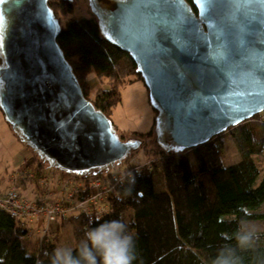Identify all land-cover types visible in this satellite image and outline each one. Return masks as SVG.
I'll return each instance as SVG.
<instances>
[{
	"label": "water",
	"instance_id": "1",
	"mask_svg": "<svg viewBox=\"0 0 264 264\" xmlns=\"http://www.w3.org/2000/svg\"><path fill=\"white\" fill-rule=\"evenodd\" d=\"M87 4L100 35L134 61L162 149L195 147L264 110V0ZM60 29L48 0H0V110L47 167L110 172L142 140L122 139L85 97Z\"/></svg>",
	"mask_w": 264,
	"mask_h": 264
},
{
	"label": "trees",
	"instance_id": "2",
	"mask_svg": "<svg viewBox=\"0 0 264 264\" xmlns=\"http://www.w3.org/2000/svg\"><path fill=\"white\" fill-rule=\"evenodd\" d=\"M48 4L59 23V16L72 9L69 0H48ZM60 26L57 42L83 94L110 117L121 99L119 87L141 79L134 61L100 35L92 14L67 19ZM91 71L100 80L93 93L87 78ZM133 74L135 77L131 78ZM153 127L154 123L138 134L150 137ZM227 136L240 156L229 165L222 160L223 139ZM29 151L20 167L49 168ZM263 151L261 111L195 147L183 151L149 150L152 161L141 168L126 164L120 181L109 172L105 182L113 186L108 197L111 211L99 217L76 213L59 219L74 224V250L89 228L105 220L119 219L134 234L137 259L133 264H210L222 245H235L234 238L228 237L241 220L264 221V175L257 181L260 168L252 156ZM158 173L161 190L155 187ZM20 220L0 207V264H50L51 253L57 248L55 240L46 236L39 242V235L32 234ZM258 233L256 246L239 252L243 264H264V231Z\"/></svg>",
	"mask_w": 264,
	"mask_h": 264
},
{
	"label": "rangeland",
	"instance_id": "3",
	"mask_svg": "<svg viewBox=\"0 0 264 264\" xmlns=\"http://www.w3.org/2000/svg\"><path fill=\"white\" fill-rule=\"evenodd\" d=\"M72 9L64 15H60V23L63 25L65 20L67 19H75L79 17H90L91 11L88 7L87 0H71ZM93 15V14H92ZM135 74L131 76L134 78ZM90 84V92L93 93L95 89L99 86L100 80L95 75L94 71H91L87 76ZM106 82L105 80H103ZM103 82V83H104ZM97 85V87H96ZM106 86V84H101ZM96 87V88H95ZM95 88V89H94ZM121 99L118 103L114 105L111 110L110 118L115 124L119 135L124 138V140L128 138H133V136L138 137L142 140L141 146L133 151L128 157L129 161L124 162V160L117 164L112 172V177L120 181L123 177V168L125 165L132 166L134 165L136 168H141L145 164H149L152 161V156H150L149 150L153 149H161V147L156 143L154 139V130L150 137H146L143 135H139L138 133L149 130L154 123V109L150 105L148 99V90L141 79H133L131 81H127L123 83L119 87ZM264 111V110H263ZM260 113V112H259ZM258 114V113H257ZM255 114V115H257ZM254 117V116H253ZM133 132H137L134 134ZM134 139V138H133ZM224 149L222 160L225 165H229L239 160L240 156L236 149V146L231 141L230 137H224ZM33 152V151H32ZM29 149L21 143L17 137L13 134L10 126L5 121L3 117V113L0 110V190H4V196L8 194L10 187L15 190L20 199L24 200V204L29 206L27 209L28 212H32L29 214H33L31 219H28L26 215L25 221L21 222L25 224L29 230H32V234L39 235V242L46 236L52 238L56 242V247H70L74 248L76 245V237L74 233V224L69 221H64L63 217H68L71 214L76 213H84L89 216H96L95 214L85 213L84 210L78 207H73V204L68 203L67 199L76 197L79 193H76V190L71 187L74 182H81L82 184H86L85 180L90 178L98 177L100 181H106L105 179L108 177L109 172L102 173L97 175H87L80 176L74 173H65L59 170L55 171L52 168H41V169H32L28 168V172H35V178H30L33 175H29L28 178H24L22 173L25 172L27 168L21 166V162L25 157L30 155ZM253 158L255 159L257 165L260 168V174L257 179L259 181L261 177L264 175V151L261 154H253ZM20 167V168H19ZM24 169V170H23ZM47 169L48 172L53 174H49L53 176L49 183L48 180L42 182L39 179L40 170ZM115 172V173H114ZM10 174V175H9ZM34 174V173H33ZM116 174V175H115ZM73 175L72 179L68 183H63V181H59L61 176ZM117 177V178H116ZM21 180V181H20ZM160 173L155 175L156 182V190H161L162 186L160 184ZM20 182V183H19ZM22 182V183H21ZM80 183V184H81ZM7 184V186H5ZM9 186V187H8ZM53 186L56 188L53 191ZM112 185L110 186V188ZM48 188H50V192H48ZM71 188L73 192L72 195L69 196V192H71ZM52 190V191H51ZM60 191L56 197H52L53 192ZM43 193L48 192V198L53 201V199H57L61 203L64 202V212L61 216L55 218L54 220L48 219V212L41 211L40 207L43 205L44 201L47 206L52 208L53 203L50 202L46 197L42 196ZM76 193V194H75ZM108 199V197H106ZM63 200V201H62ZM55 202V201H53ZM108 206L106 211H111L112 205L110 204V200L107 202ZM104 206V205H103ZM262 211H264V204L262 205ZM3 209V208H2ZM61 209V208H60ZM5 210V209H4ZM6 211V210H5ZM26 210L23 211L24 214L27 213ZM7 212V211H6ZM105 213V212H104ZM102 213V214H104ZM35 217V218H34ZM99 217V216H98ZM19 220V219H17ZM49 222H45V221ZM59 220V222H57ZM250 224L256 226L258 232L264 231V221H247ZM34 236V235H33ZM36 238V237H35Z\"/></svg>",
	"mask_w": 264,
	"mask_h": 264
},
{
	"label": "clouds",
	"instance_id": "4",
	"mask_svg": "<svg viewBox=\"0 0 264 264\" xmlns=\"http://www.w3.org/2000/svg\"><path fill=\"white\" fill-rule=\"evenodd\" d=\"M251 213H249L250 215ZM235 245L224 244L210 264H243L240 251L253 249L259 240L255 225L241 220L237 229L228 237ZM137 259L134 234L122 220L99 222L89 228L77 248L57 247L50 256V264H133Z\"/></svg>",
	"mask_w": 264,
	"mask_h": 264
},
{
	"label": "built area",
	"instance_id": "5",
	"mask_svg": "<svg viewBox=\"0 0 264 264\" xmlns=\"http://www.w3.org/2000/svg\"><path fill=\"white\" fill-rule=\"evenodd\" d=\"M36 170L35 172H37ZM35 172H28V170H25V172L22 173V176L24 178H28L29 175H33L30 178H35L36 173ZM34 173V174H33ZM49 174H53L51 172H48L47 169L40 170V173L38 174L39 179L44 182L47 181L51 183L52 179H54L53 176H50ZM62 178H59V181H63V183H68L73 175H67V176H61ZM51 181V182H50ZM87 183L82 184L81 182H74V184L71 185L72 188L76 190V193H79L76 197L73 196V198L67 199V201L70 204H73V207H78L84 210L85 213L95 214L96 216L102 215V213L107 212L106 210L108 206L107 202L108 199L106 197H109L110 190L113 189V186L110 188L111 185L107 184L105 181H100L98 177L90 178L88 180H85ZM81 183V184H80ZM7 186V184L5 185ZM9 187V186H8ZM53 187V186H51ZM13 187L8 188L9 190L8 194L4 196L3 191L0 190V207L5 209L12 217L17 219H22V221H25V217L23 215H26L28 219H31L33 214H29L32 212H28L27 209L29 208L28 204H24V200L20 199L18 194L15 192V190L12 189ZM54 188V187H53ZM71 188V192H69V196H71L73 190ZM48 192H50V188H48ZM56 188L53 189L55 191ZM52 191V190H51ZM48 192L43 193L42 196L46 197L48 200ZM60 192V191H59ZM58 191L56 193L53 192L52 197H56L59 194ZM75 193V194H76ZM55 201V202H53ZM50 200V202L53 203L52 208L47 206L45 204V201L43 205L40 207L41 211L48 212V219L54 220L55 218L61 216L64 212V202H60L57 199ZM63 201V200H62ZM104 205V206H103ZM107 206V207H106ZM61 208V209H60ZM26 210L27 213L24 214L23 211ZM23 214V215H22ZM35 218V217H34ZM45 221V220H44ZM47 222V221H45ZM49 223V222H47Z\"/></svg>",
	"mask_w": 264,
	"mask_h": 264
},
{
	"label": "flooded vegetation",
	"instance_id": "6",
	"mask_svg": "<svg viewBox=\"0 0 264 264\" xmlns=\"http://www.w3.org/2000/svg\"><path fill=\"white\" fill-rule=\"evenodd\" d=\"M133 138H138V137L133 136ZM133 138H132V139H133ZM123 139H124V138H123Z\"/></svg>",
	"mask_w": 264,
	"mask_h": 264
},
{
	"label": "crops",
	"instance_id": "7",
	"mask_svg": "<svg viewBox=\"0 0 264 264\" xmlns=\"http://www.w3.org/2000/svg\"><path fill=\"white\" fill-rule=\"evenodd\" d=\"M99 84H100V83H99ZM96 87H97V85H96ZM96 87H95V88H96ZM95 88H94V89H95Z\"/></svg>",
	"mask_w": 264,
	"mask_h": 264
},
{
	"label": "bare ground",
	"instance_id": "8",
	"mask_svg": "<svg viewBox=\"0 0 264 264\" xmlns=\"http://www.w3.org/2000/svg\"><path fill=\"white\" fill-rule=\"evenodd\" d=\"M55 171H58V170H55ZM60 172V171H59Z\"/></svg>",
	"mask_w": 264,
	"mask_h": 264
}]
</instances>
